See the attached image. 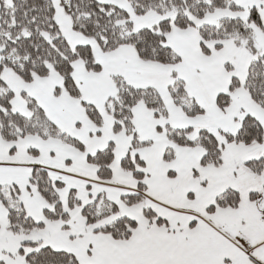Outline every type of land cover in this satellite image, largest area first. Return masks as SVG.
Listing matches in <instances>:
<instances>
[{
    "label": "snow or ice",
    "instance_id": "6c2138e0",
    "mask_svg": "<svg viewBox=\"0 0 264 264\" xmlns=\"http://www.w3.org/2000/svg\"><path fill=\"white\" fill-rule=\"evenodd\" d=\"M0 264H264V0H0Z\"/></svg>",
    "mask_w": 264,
    "mask_h": 264
}]
</instances>
